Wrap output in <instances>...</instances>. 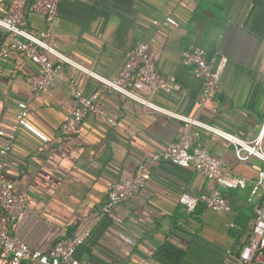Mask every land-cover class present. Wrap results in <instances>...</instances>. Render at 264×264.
<instances>
[{
  "label": "crops",
  "instance_id": "obj_1",
  "mask_svg": "<svg viewBox=\"0 0 264 264\" xmlns=\"http://www.w3.org/2000/svg\"><path fill=\"white\" fill-rule=\"evenodd\" d=\"M166 15L179 24L165 23ZM23 28L39 36L42 16L27 8ZM11 40L0 28V47ZM137 42L148 43L151 60L171 86L169 93L152 96V103L245 141L262 133L264 143V0L59 1L51 43L95 74L115 77ZM190 44L228 58L220 78L223 92L203 106L202 82L182 63ZM36 70L18 53L0 60V127L14 135L12 149L0 154V162L27 204L10 226L12 234L44 251L63 237L89 231L75 252L82 264H243L239 254L251 241L254 205L262 198L258 193L250 202L249 188L257 170L264 169L263 160H239L231 142L202 131L197 143L243 176L245 188H224L194 167L153 161L154 153L179 139L180 121L67 63L61 78L33 92L25 77ZM75 89L97 93L101 111L115 124L87 116L78 135H63L60 125L75 107ZM20 102L27 104L28 122L48 136L47 142L15 127ZM139 163L149 167L151 180L135 197L105 212L111 185L133 174ZM182 192L219 193L229 210L199 204L188 213L178 200Z\"/></svg>",
  "mask_w": 264,
  "mask_h": 264
},
{
  "label": "built area",
  "instance_id": "obj_2",
  "mask_svg": "<svg viewBox=\"0 0 264 264\" xmlns=\"http://www.w3.org/2000/svg\"><path fill=\"white\" fill-rule=\"evenodd\" d=\"M59 1L10 0L9 3H5L0 0V28L12 37L8 46L0 47V60L18 53L36 65L37 70L25 77L31 91L45 90L54 80L61 78L60 70L63 63L77 67L107 88L180 121L179 139L164 150L154 153L153 161L162 160L181 167H194L198 173L224 188H245L247 186L243 176L233 172L226 161L201 147L197 140L202 131H208L231 142L234 145L237 159L245 161L253 156L264 161L262 133L250 141H245L193 117L167 111L152 103L150 100L152 96L169 93L171 86L161 76L155 63L151 60L148 43L137 42L134 44L126 53L120 71L111 79L97 75L66 57L57 51L51 43ZM27 8L42 16L44 28L39 36L31 34L23 28ZM164 22L173 26L179 24L170 15L164 17ZM153 24L158 25L159 21L154 20ZM182 63L190 66L194 76L202 82L200 105L203 106L223 92L220 78L228 63V58L225 55L217 53L208 55L203 47L190 44L182 53ZM73 95L75 107L69 117L60 125L63 135H78L81 132L82 121L87 116H94L111 125L115 124L113 118L101 111L97 93L85 94L80 89H75ZM27 115V104L20 102L16 113L15 127H23L40 140L47 142L48 136L31 125L27 120ZM13 138L12 133H8L0 127V139H4L3 146L0 148L1 155L7 154L12 149ZM2 169L3 163L0 162V264H82L76 258L75 252L77 247L89 238V231L63 237L50 249L44 251L31 248L26 241L11 233L10 226L17 221L27 204L24 196L15 190L14 184L6 178ZM151 178L149 167L145 163H139L133 174L123 180L115 181L111 185L103 210L109 213L115 205L135 197ZM258 193H262V198L259 204L254 205L255 221L252 238L247 245L242 247L239 254L243 264H264V169L257 170L249 188L248 200L251 202ZM178 200L188 213H192L199 204H203L213 211L229 210L228 200L219 193L195 195L182 192Z\"/></svg>",
  "mask_w": 264,
  "mask_h": 264
}]
</instances>
